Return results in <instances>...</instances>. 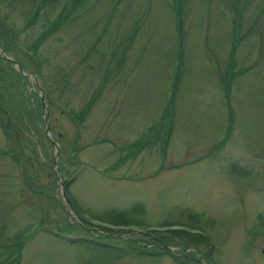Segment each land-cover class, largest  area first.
Segmentation results:
<instances>
[{"label": "rangeland", "instance_id": "374dc122", "mask_svg": "<svg viewBox=\"0 0 264 264\" xmlns=\"http://www.w3.org/2000/svg\"><path fill=\"white\" fill-rule=\"evenodd\" d=\"M181 1L0 0V264H264V0Z\"/></svg>", "mask_w": 264, "mask_h": 264}, {"label": "trees", "instance_id": "16d2710c", "mask_svg": "<svg viewBox=\"0 0 264 264\" xmlns=\"http://www.w3.org/2000/svg\"><path fill=\"white\" fill-rule=\"evenodd\" d=\"M52 1H56V0H41L40 2V7L43 5V4H51ZM68 1V7L67 8H64L63 7V11L59 13V15H61V20H66L68 18V16L65 18V15L67 13H69V11H72L73 9L75 8H78L80 7L82 4H84L87 0H66ZM175 2L177 1V4L175 5V11L177 12V15L180 16L181 14V11H182V1L181 0H174ZM236 7H234L235 9ZM238 8H236L237 10ZM58 15V17H59ZM58 17L56 19V24L58 25ZM50 27H52L50 25ZM232 38H231V48L229 49V53H228V60H227V66L224 70V76L221 78L222 81H223V86H224V90H225V96L226 98L228 97V88H229V85H230V81H231V78L233 77V74H232V70H231V67L232 65L235 63V51H236V47L238 45V42H239V39H241L242 35L240 34V23L238 21H234L232 20ZM137 30V28L134 29V31L132 32L131 35H133L135 33V31ZM42 38L39 37V40L37 39L36 42L32 45L33 49L36 48V45L38 44V42L43 39L45 37V35H41ZM180 44V42H179ZM182 51H181V48H180V51H179V56H178V65L176 67V73L174 75V80H173V84L176 85V81L179 79V76H180V73L182 72V68H181V64H182V55H181ZM243 70H239L238 73H234V75H237L239 74L240 72H242ZM174 96L171 95V97L166 101V105L161 113V116H160V119L162 120H170L171 121V117H172V109H173V106H174ZM84 114V113H83ZM0 127L2 128L3 130V133L6 137H8V129L7 127L1 125L0 123ZM230 170L232 172H235V173H244L245 170L243 169H239L238 166L236 165H232ZM68 181L65 183L66 186L67 185ZM65 190H67V188H65ZM115 222V221H114ZM118 222L120 223H124V221H120L118 220ZM127 222V221H126ZM172 233H178L180 235H183V239H185L186 241H191V239L195 240V239H198L200 242H203V238H201L200 236L198 235H191L189 233H186L184 231H173ZM107 234V233H106ZM109 235V234H107ZM111 236V235H110ZM185 236V237H184ZM71 241V240H70ZM75 241H81V242H93L95 243L93 240H81V239H77ZM73 242V241H71ZM130 247H133V245H130ZM140 253H142L140 251Z\"/></svg>", "mask_w": 264, "mask_h": 264}, {"label": "water", "instance_id": "95a60500", "mask_svg": "<svg viewBox=\"0 0 264 264\" xmlns=\"http://www.w3.org/2000/svg\"><path fill=\"white\" fill-rule=\"evenodd\" d=\"M0 53H1V55L3 56V57H5L6 58V56L4 55V53H3V51H2V49L0 48ZM61 192H62V194H63V190H61Z\"/></svg>", "mask_w": 264, "mask_h": 264}]
</instances>
